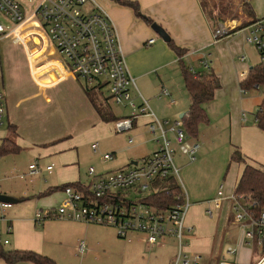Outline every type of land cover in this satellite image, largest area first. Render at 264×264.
<instances>
[{"label": "crops", "instance_id": "1", "mask_svg": "<svg viewBox=\"0 0 264 264\" xmlns=\"http://www.w3.org/2000/svg\"><path fill=\"white\" fill-rule=\"evenodd\" d=\"M41 1L36 3V8L31 9L30 13H27L28 9L23 3L18 2L28 18ZM97 1L105 8L117 29L128 70L136 85L132 94L137 106L132 108L127 104L118 105L126 110L119 114L114 111L113 106L117 104L110 99L108 84L102 80L97 81L105 86L104 95L109 98L110 108L118 119L138 112L144 99L158 119L168 122L167 128L182 123V118L188 115L191 105V97L185 87L183 66L186 64L194 71L209 68L218 75L221 87L216 91L214 99L205 104L208 120L199 125L196 137H190L200 144L196 159L192 160L195 163L184 167L186 173L192 176L193 170L203 163L208 153L207 145L213 141L207 135L208 130L221 131L226 146L228 170L220 174L218 187L211 191L202 190L189 200L186 224L193 226L194 231L188 238L187 249L192 254L201 255V264H256L263 255V249L257 243L252 245L246 242L241 227L234 221L231 207L232 197L245 167L252 165L264 169V130L258 127L255 116L264 94L259 89L262 94L252 100L246 97L247 94L242 92L241 87L250 68L260 63L258 51L246 40V31L238 28L216 39L215 28L219 22L225 21L210 20L202 0H128L138 6L137 10L122 0ZM252 2L253 0H249L248 4L254 17L264 16L263 0H255L254 4ZM27 23L31 24L32 19ZM154 23L167 31L169 41L153 28ZM151 40L154 41L150 42ZM30 43H33L32 47H25L38 87L37 96L52 107L56 105L60 112L55 113L52 118L47 117L48 131L45 136L40 135L36 123L32 121L31 108L21 111L29 97L14 98L12 102L8 98L4 79L7 116L4 125L0 127V144L10 134L9 126L15 125L18 132L16 141L21 149L13 154H19L30 147L28 153L31 161L26 168H18L10 176L5 175L3 183L0 179V195L15 199L9 202L12 206L6 210L0 205V238L2 240L4 237L3 241H8L5 244L7 249L33 250L53 258L57 264L76 263L73 262L75 259L83 262L102 245L103 234L101 236L100 231L107 228L68 219H48L37 224L35 215L38 210L60 207L66 197L65 187L85 189L90 182L92 177L89 169L94 166L89 167L85 176L86 172L80 165L81 146L89 144L93 155L101 153L104 162H111L110 169L104 172H99L94 167L98 174L128 169L157 151L159 142L150 129L153 117L139 114L132 129L117 132L116 120L104 121L101 118L84 88L85 79L82 81V78L70 70L55 45L49 39L43 43L36 37ZM175 47L181 48L183 53L179 54ZM163 87L170 91V96L159 97ZM172 99L176 103H171ZM226 99L231 102V106H227L229 111L222 109L223 104L226 105ZM254 106L257 107L256 110ZM120 133L128 135L129 145L139 142L142 134L149 133L156 147L152 152L132 161L125 147L111 151L101 150L100 141ZM167 134L172 138L173 144L174 132L168 130ZM40 136L42 137L39 138ZM29 137L35 140H30ZM130 138L134 141L130 142ZM95 143L98 144L97 149L93 147ZM175 146L177 153L179 149L176 142ZM236 150L242 152L244 161L232 160ZM107 153L112 154L111 159H104ZM180 156L178 155L179 158ZM92 158L97 167H100L99 160ZM33 162H38L43 167L53 165V171L43 170L40 174L29 176L28 167ZM211 168L213 171L214 167ZM221 168L223 169L222 166ZM221 188L223 204L221 208H215L213 201L219 197ZM209 208L213 210L212 216L207 212ZM110 231L117 233L115 228ZM81 241L87 245L84 252H79ZM135 243L141 244L146 252H154V255L148 257V264L174 263L177 254L174 239L168 240L163 246L152 248L140 236L132 241L124 240V244L128 246L125 248L130 246L137 249L136 246L133 247ZM230 247H238L237 253H229ZM0 264L36 263H8L0 259Z\"/></svg>", "mask_w": 264, "mask_h": 264}, {"label": "built area", "instance_id": "2", "mask_svg": "<svg viewBox=\"0 0 264 264\" xmlns=\"http://www.w3.org/2000/svg\"><path fill=\"white\" fill-rule=\"evenodd\" d=\"M0 13L13 23L8 29L0 22V33L4 36H16L26 47L36 38L41 42L49 39L62 55L70 70L90 83L99 80L109 86L110 99L114 104H127L135 108L136 102L132 89L136 86L130 74L117 29L107 11L97 0H42L31 17H26L23 6L16 0H0ZM29 19L32 23L28 24ZM240 27L235 21L219 23L215 28V38L228 35ZM39 31L33 32L32 29ZM246 40L259 53L260 63L264 64V16L256 17L245 27ZM151 40L150 42H153ZM246 95L248 90L242 88ZM170 91L163 87L159 97L170 96ZM171 103H176L171 100ZM139 114L153 117L151 132L161 141L160 148L140 163L128 169L98 174L90 167L91 180L85 189L74 186L65 187V200L57 209L39 210L35 222L41 224L48 219H68L88 224L111 226L117 235L124 240L132 241L136 236L150 247H160L170 239H175L177 254L173 264H201V255L191 253L187 247L188 238L194 231L193 226L186 224V216L190 208L187 193L176 196L177 202L168 209H157L141 202L139 195L168 188L159 184L178 173L173 154L176 149L168 136V130L174 132L177 148L183 154L196 159L200 148L198 142H191L179 122L167 128V121L158 119L152 112L148 102L143 99L138 112L115 122L117 132L132 129ZM7 116V97L4 90V72L0 52V127ZM134 139L130 138V142ZM95 149L98 144L93 145ZM112 158L107 153L104 159ZM43 170L53 171V165L41 166L33 162L28 167V175L40 174ZM182 187V186H181ZM135 194H137L135 196ZM222 188L215 199L214 207H222ZM234 221L241 227L244 239L249 244L257 243L263 249V255L256 264H264V209L251 195L234 194L232 197ZM6 210L12 206L9 202H0ZM213 215V210L208 209ZM11 229H9L10 231ZM0 242L7 244L8 241ZM86 243H79V252H84ZM238 247H230L229 253L235 254ZM222 264H226L223 262Z\"/></svg>", "mask_w": 264, "mask_h": 264}, {"label": "rangeland", "instance_id": "3", "mask_svg": "<svg viewBox=\"0 0 264 264\" xmlns=\"http://www.w3.org/2000/svg\"><path fill=\"white\" fill-rule=\"evenodd\" d=\"M18 1L23 3L28 9L27 13H30L31 9L33 10L36 8V3L40 0ZM254 1L255 0H253L252 2L253 4ZM202 2L203 4H205L208 15L212 16L214 20L218 16H221L222 20L224 21H235L238 25H242V23L246 22L249 19L248 13L246 11L247 0H202ZM0 22H2L8 29H11L13 27V23H11L8 18L2 13H0ZM30 29H32L35 33H39V31L35 30L34 28ZM4 34L5 33H0V52L2 57L5 88L8 94V98H10L12 102H14V98L18 99L20 97H29L27 99V102L22 105L21 111H28V109L31 108V118L32 121L36 123L35 126L37 132L40 135L45 136V133L48 131L47 117L52 118L55 113H59V108H57L56 105L52 107L50 104H47L44 99L37 96L38 87L36 85L30 61L27 56V48L17 39L16 36H4ZM29 45L30 47H32L33 43H30ZM32 59H34V56H32ZM81 80L83 81L84 79ZM261 94L262 93L259 89H250L246 97L252 100H256V97H258V95L260 96ZM224 103L226 105L223 104L222 109L226 108V110L229 111L227 106H231L230 100L226 99L224 100ZM113 107L114 111L119 114L121 113V111H126L118 105H114ZM254 108L255 110L257 109L256 106H254ZM206 132L208 137L213 138V141L209 143V145H207L208 153L203 159V163L201 164V166L193 170L192 176H189L186 173L184 166L189 163H195V161H192L188 155L183 154L180 151L179 152L183 155L178 154L179 152L176 153L177 150L173 154L174 164L178 169V173L175 175V178L182 186L184 192L189 193H187V195H189L188 199L190 201L192 196L199 195L202 190L209 189L211 191L214 187H218L220 184V174L222 172L224 174L228 170V160L225 151L226 146L223 142L224 137H221V131L208 132L207 130ZM41 137L42 136H40L39 138ZM127 137L128 135H125V133L115 134L111 137H108L107 139L100 141L102 148L101 150L111 151L114 149L125 147L128 150L130 156L129 159L130 161H132L152 152L156 147V144L149 133L142 134L139 138V142H136L134 145H129L127 143ZM155 138L157 139V137ZM29 139L35 140L31 137H29ZM190 141L195 142L191 138ZM158 142L160 146L161 141ZM172 145L174 147L175 142H173ZM89 146L90 145L87 144L80 147V165L86 172L85 176H87V170L90 166H94L99 172H104L110 169L111 162H104L100 155L101 153L97 154V156L93 155ZM29 149L30 147H26V149H24L19 154H8L1 157V182L5 180V175L10 176L12 173L16 172V169L19 168L21 170L22 168H26L28 166L31 161L28 153ZM178 155H181L180 158L178 157ZM92 157H96V159L99 160L100 167H97ZM221 166L223 167V169L221 168ZM211 167H214L213 171ZM86 180V177H84V182H86ZM168 181H171V178L168 179ZM136 195L137 194H135V196ZM144 195L145 194H141L139 195V197ZM97 226L107 228L101 229L100 231V235L102 236L103 234V239L101 241L102 245L98 247L96 252L92 253L90 257L84 259L83 262L80 261L81 259H75L73 262L76 261V263L68 264H148V257L154 255V252H146L144 247H142L139 243H135L133 245V247L136 246L137 249H132L130 248V246L129 248H125L128 246L124 244V240L117 236L116 232H114L115 234H113L110 231L111 229H114L113 227L98 224ZM3 240L4 237H2V241ZM162 253L163 255H165L164 252ZM259 257L260 254L258 255L257 259H259ZM143 258H145L146 260H143Z\"/></svg>", "mask_w": 264, "mask_h": 264}, {"label": "trees", "instance_id": "4", "mask_svg": "<svg viewBox=\"0 0 264 264\" xmlns=\"http://www.w3.org/2000/svg\"><path fill=\"white\" fill-rule=\"evenodd\" d=\"M122 2L133 6L136 10L138 9V6L131 1L122 0ZM248 2L249 0H247L246 11L249 19L242 23L239 28L245 27L256 18L254 17ZM203 7L205 8V4H203ZM209 18L210 20H214L212 16H209ZM215 21L222 22L224 20H222L221 16H218ZM175 48L179 54L183 53L181 48ZM183 74L185 87L191 97V105L188 115L182 118V127L186 134L192 138L196 137L199 125L208 120L205 104L214 99L216 91L221 87V82L218 75L209 68L203 71H194L191 67L185 64L183 66ZM83 85L89 99L104 121L119 120L110 108L108 103L109 98L104 95V85L99 82L90 83L87 79L84 80ZM241 87L248 91L255 88L261 89L264 94V64L259 63L252 66L244 80L241 82ZM255 116L258 127L264 130V96L260 106L255 112ZM9 129L10 134L3 138L2 143L0 144V157L17 153L21 149L16 141V138L18 137L16 126L10 125ZM232 160L242 162L244 161V155L240 150H236L232 155ZM170 178L171 181H168ZM159 184L166 185L168 188L154 191L139 198L141 202L157 209H168L177 202L176 196L182 192V187L176 180L175 176H171L165 180H159ZM236 194L253 196V198L259 202L260 208L264 209V169L247 165L238 181ZM0 259H3L8 263L32 261L36 264H57L53 258L42 253L33 250L7 249L5 244L1 242Z\"/></svg>", "mask_w": 264, "mask_h": 264}, {"label": "water", "instance_id": "5", "mask_svg": "<svg viewBox=\"0 0 264 264\" xmlns=\"http://www.w3.org/2000/svg\"><path fill=\"white\" fill-rule=\"evenodd\" d=\"M153 28L159 33V35H161L166 41L170 40V36L167 33V31L160 25L154 23L153 24ZM0 201H8V202H13L15 201V199H13L12 197H9L7 195H0Z\"/></svg>", "mask_w": 264, "mask_h": 264}]
</instances>
